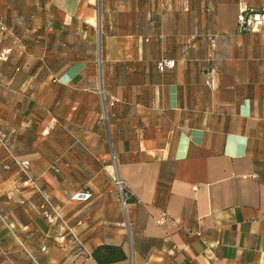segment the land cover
Returning <instances> with one entry per match:
<instances>
[{"label":"crops","instance_id":"0c3cea01","mask_svg":"<svg viewBox=\"0 0 264 264\" xmlns=\"http://www.w3.org/2000/svg\"><path fill=\"white\" fill-rule=\"evenodd\" d=\"M244 7L264 0H0V131L90 252L0 144V264H98L102 244L127 255L110 264H264V25L240 30Z\"/></svg>","mask_w":264,"mask_h":264},{"label":"built area","instance_id":"2783aa9c","mask_svg":"<svg viewBox=\"0 0 264 264\" xmlns=\"http://www.w3.org/2000/svg\"><path fill=\"white\" fill-rule=\"evenodd\" d=\"M238 26L240 30H254L258 29L264 25V8L260 10H255L253 8H240L238 14ZM0 29L5 31L6 27L4 25L0 26ZM11 52L10 49L4 50L3 54L8 55ZM175 66V61L170 60H161L158 62V68L161 71L166 70L167 68H171ZM0 144L11 153V157L14 163L19 167L21 173L24 175L23 186H32L41 196L42 202L40 204L41 214L49 221L61 222L67 229V231L71 234L73 240L79 245L80 249L90 254L89 250L86 248L84 242L81 240L79 235L74 231V229L67 223L64 218L61 210L54 203L48 192H46L42 186L36 181L31 173V163L28 159H19L9 150L8 142L5 134L0 131ZM117 185L119 187V192L121 194V198L123 203L126 202V193L124 189L123 181L118 179ZM86 197V195H85Z\"/></svg>","mask_w":264,"mask_h":264},{"label":"trees","instance_id":"16d2710c","mask_svg":"<svg viewBox=\"0 0 264 264\" xmlns=\"http://www.w3.org/2000/svg\"><path fill=\"white\" fill-rule=\"evenodd\" d=\"M126 201L131 200V196L125 191ZM91 255L98 264H110L126 259L127 255L121 245L102 244L96 247Z\"/></svg>","mask_w":264,"mask_h":264},{"label":"rangeland","instance_id":"374dc122","mask_svg":"<svg viewBox=\"0 0 264 264\" xmlns=\"http://www.w3.org/2000/svg\"><path fill=\"white\" fill-rule=\"evenodd\" d=\"M102 39V38H101Z\"/></svg>","mask_w":264,"mask_h":264}]
</instances>
